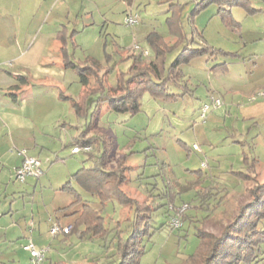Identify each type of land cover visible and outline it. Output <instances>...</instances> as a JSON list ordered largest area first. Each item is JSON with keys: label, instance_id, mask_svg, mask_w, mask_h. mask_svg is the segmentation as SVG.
Returning <instances> with one entry per match:
<instances>
[{"label": "rangeland", "instance_id": "374dc122", "mask_svg": "<svg viewBox=\"0 0 264 264\" xmlns=\"http://www.w3.org/2000/svg\"><path fill=\"white\" fill-rule=\"evenodd\" d=\"M144 1L136 0L137 6L140 7L142 21L137 25L127 26L126 12L122 11L124 7L120 0H84L82 14L85 21L91 19L93 23L83 33L77 35V42L80 45H74L72 42L67 45L69 56L80 60L90 54L103 65H111L112 69L108 73L107 81L111 87H115L121 72L128 70L131 63L130 58L121 53L120 46L128 48L139 43L141 48L136 49L138 53L144 48H151L144 37L153 29L166 35L169 41L172 39L168 31L167 14L163 12L169 3L158 0L145 1L146 3ZM180 1L184 3L183 24L188 29V35H191L192 25L189 14L194 9L195 2L194 0ZM250 5L258 8V11L247 13L243 6L232 4L230 9L234 22L229 23L220 13L216 14L219 5L211 3L198 15L197 26L199 29H205L206 38L216 47L237 49L242 56L247 54L249 57V53L260 45L258 40L249 42L246 40L256 38L261 26L264 28V0H250ZM105 12L108 17L113 16V20H106ZM236 21L241 23L240 28ZM31 35V39L35 38L34 33ZM39 41L42 39L38 37L35 43L33 41L27 45L23 44L18 50L19 53L24 57L49 56V48L38 47L39 44L36 46ZM178 47L170 46L167 62L175 57ZM51 49H56V46ZM2 57L4 55L0 51V63L5 61ZM228 57H234V54L230 53ZM205 60L206 57H202L194 61L203 69L202 83L195 84L194 77L191 78L188 75V67L185 66L188 86L172 87L173 92L183 94L171 99H162L146 91L141 99L142 109L135 115L129 112L113 111L107 102L96 101L90 105L87 116L80 117L72 102L65 101L68 121L72 118L75 121L77 118L78 120L82 118V131L88 132L89 126L94 125V128L101 129L112 138L111 163L115 164L119 161V155H121L125 156L124 160L128 166L127 180L122 184L123 189L139 202H146L152 207L146 210L150 215L148 220L151 224V235L144 237L143 244L146 245L147 251L142 256L140 264H186L185 258L195 251L199 243L195 227V224H199L198 222L187 219L181 228L165 225L163 229L153 232L155 227L162 223L168 224L170 220L168 209L171 202L176 205L186 202L189 206L185 212L188 211L191 214L195 212L191 206L194 200L187 199V194H182L180 198V185L195 184L201 172L202 179L198 184L214 186L215 190L211 189L213 193L209 208L202 210V215L205 216L203 223L207 228L220 233L223 224L229 222L240 205L249 199L248 188L257 180L264 181V89H258L254 87L255 85L244 86L248 79L258 78L261 73L264 74V67L261 66L263 61L261 65L255 67L253 73L250 70L253 62L248 58L246 63L243 61H240L243 63H230L229 70L217 69L213 72L210 65L216 60L210 59L208 64ZM53 65V62L40 64L35 61L31 63V71L35 76L40 77L44 75L46 68L55 67ZM56 71L58 72V69L54 71V78L61 79V74L55 73ZM197 71L201 73L199 68ZM67 72L65 79L69 82L65 84V93L79 99L80 74L71 68ZM209 72H211L210 75ZM254 84H256L255 80ZM227 88L229 90H225ZM213 96H220L223 102L217 108L208 111L207 116L203 118L202 106L205 102H210ZM258 101H260L259 105L254 106ZM37 106L40 109L42 103ZM44 109L38 114L40 122L43 121ZM20 122L25 127L23 131L32 124L30 118L21 117ZM73 131L74 128H70L69 132ZM71 140L69 136L67 142ZM194 143L200 145V151L193 149ZM68 144L65 149H60L64 159L56 161L52 167L44 162L46 172L41 176V180L47 175L51 179L45 184L41 181H38L35 186L32 184L29 191L21 192L19 197L13 200L15 219L26 215L28 218L34 216L35 222L42 224L50 221L51 218L54 222L59 219L67 221L72 215L66 213L77 210L81 206V202L74 201L73 191L60 188L63 177L70 171L71 173L76 171L87 159V154L83 152L72 154V143ZM27 146L32 153L33 145L20 144L17 147L12 146V149L18 152V149L27 148ZM93 163L92 160L85 161L87 167ZM237 171L250 172L252 177L243 179L237 175ZM253 175L256 176L255 179ZM10 177L12 183L19 184L13 174ZM188 187L190 188L189 185ZM183 189L184 187L181 192H184ZM201 190L203 192L205 189L202 187L199 191ZM83 195L91 199L96 206H101L97 198L85 192ZM135 207L126 205L122 208V205L114 200L105 205L102 213L106 223L116 224V226L120 223V229H125L130 223L126 216L128 214L133 216ZM172 212L170 209V213ZM202 215L201 210H198L195 217L201 219ZM110 238L112 235L107 236L106 239L97 238L90 244L92 246L98 243L103 248V253H109L113 250V246L116 247L115 241H108ZM23 240L20 238L17 241L22 243ZM78 242L76 237L71 238L70 245L73 249L77 248ZM37 243L40 244L39 241ZM46 254H50L48 250ZM20 257L22 262L29 261V255L25 251L21 250ZM54 257L53 254L52 258ZM115 258L116 252L102 258L101 262L105 264ZM260 258L262 259L260 264H264V244L261 247ZM45 264H49V258L46 259Z\"/></svg>", "mask_w": 264, "mask_h": 264}, {"label": "crops", "instance_id": "0c3cea01", "mask_svg": "<svg viewBox=\"0 0 264 264\" xmlns=\"http://www.w3.org/2000/svg\"><path fill=\"white\" fill-rule=\"evenodd\" d=\"M120 1L124 7V9H122L123 12H126L127 14L129 11H131L139 14V21L137 23L129 25L125 22V24L127 26H134L139 24L142 21V16L141 12H139L140 7L137 6L136 0ZM145 1L149 2L150 0ZM158 1L166 2L167 4L169 3L167 9L163 10L164 14H167V19L172 14V3L178 2L183 4L184 9V3H182L180 0ZM190 1L192 2V0ZM196 1L197 0H194L195 5L193 8H195L196 6ZM83 2L84 0H0V51L3 53L4 57L2 58L5 60L4 63H0V264H30L31 254L27 249L23 247V244H25L28 239H32L36 245H45L46 247H48L49 253L52 254V256L54 254V259L50 254H46V257L43 263L41 264H45L47 258H49V264H92L94 258H98L101 262L102 258H106L117 251L116 247L113 246L114 248L111 252L103 253V248H101L100 244L95 243L92 246L90 244L92 241L101 237H92L89 235L82 237L81 230L72 231V225L80 214L81 208L85 201H88L95 208L101 207L96 206V204L93 203L91 199L86 198L85 195H83L84 192L87 194L89 193L84 191L72 176L80 168L86 166V160H91L88 158L89 153L86 150L73 152L72 147L74 146V144H76L75 141L79 138L80 135L85 134L86 137H89L91 135H94L96 130H102L94 128V125H91L87 129L88 132L82 131V118L80 120H78L77 118V121L73 120L74 118H72L68 121V118L66 117L68 116V113H65V101L72 102V99H76V97H74L72 94L65 93V84L69 82L65 79L68 73L67 71L70 68L76 70L77 72L78 70L73 67H66L63 64V55L61 52V47L64 44L67 48L69 55V49L67 45H69L71 42L74 45H80V43L77 42V35L83 33L89 27V25L93 23L91 19L89 21H85L84 19V15L82 14ZM207 7L208 6H206L205 8ZM253 8H255L254 12L258 11V8H256L255 6ZM183 9L180 12V23L175 24L174 26H170V23L167 24L168 31L170 32L169 34L172 38L170 41L166 38V35H163L158 30L153 29L149 31L147 35H145L144 38L146 42L148 43L147 36L151 32L155 31L159 33L164 38V41H166L167 43H175L178 40V35L171 30H178L180 29L181 25L183 26V29L185 31L188 30L183 24ZM204 9H202L196 15L193 21L190 18L192 10L190 11L189 21L192 25L191 30L201 31L206 42L210 46H212L215 51H211L204 55L196 56L192 58L188 63H185L182 66V77L177 82H172L170 84L171 91L173 86H176L178 88L188 86L186 83L187 77L185 75L184 70L185 66L188 67V75L191 78L194 77V80L196 81L195 84L199 85L200 83H202L203 79L201 78L203 76V69L201 66H198L196 62H194L196 59H200L202 57H206L205 63L207 64L210 59H214V61L216 60L212 65H210L211 72L216 71L217 69L229 70L230 63H243L246 61V58L253 62V65L250 68L253 73L255 72V67L261 65L260 63H262V61L263 65L261 66L264 67L263 26H261L258 36L256 35V38L253 37L252 39L246 40V42L258 40L260 41V45L258 47H255L249 53V57H247V54L242 56L239 50L237 49L233 50L226 49L223 47H216L215 45L209 42V40L204 34L205 29H199L196 23L198 15L204 12ZM218 11L219 8L216 14L219 13ZM114 14L115 13L113 12V15ZM104 16V18L108 21L113 20V16L112 18L108 17L106 12ZM236 22V24L239 25L240 28L241 23L239 21ZM32 33H34L35 35V38L33 39H31ZM61 36H64V38L66 39L65 42L62 41ZM38 37L41 38L42 41L37 42L36 46H38L37 44H39L38 47L45 46L44 48H49V56H22L18 51L20 47L23 44L27 45L33 41V43H35V40ZM190 43L193 46L197 45L196 41ZM136 45L140 47L139 43L128 48H122L123 46H120L122 49L121 53L124 56L126 54L125 57H128L133 51L137 52ZM54 46H56V49H51V47L54 48ZM181 46L182 45L178 47L179 49L176 55L179 53ZM150 49L151 48H144L141 50V52L143 51L144 53V50H147V53H144V55L146 57H151L153 51ZM52 52L54 53L51 54ZM230 53L234 54V57H228V54ZM220 55H222L223 57ZM219 56L220 58H218ZM88 57L92 56L89 54L86 56V58L84 57L80 60H75L72 57H70V59L74 60L75 62H83ZM130 60L132 61L131 58ZM35 61L40 64H48L53 62V66L55 67H51L50 69L46 68L44 75L37 77L31 71V63H34ZM197 67L200 69L201 73H198ZM56 69H58V72L56 71L55 73L61 74V79L58 77L59 75H57L58 78H54L53 74ZM211 72H209V75L211 74ZM254 80L256 81V84H254ZM246 82L244 86L255 85L254 87H257L258 89H264V74L261 73L258 78H250ZM80 83L81 86L78 89L79 91L82 90V88L84 87L83 82L81 81V76ZM232 85L234 86V84ZM225 90L229 89L227 88ZM173 93L178 95L183 94L177 92ZM64 95L69 96V98L65 97ZM259 102L260 101L254 104V106H258ZM41 103L42 106L40 109H38L37 105H40ZM217 107L218 106L212 107L210 110L215 109ZM43 108H45L43 110L42 115L43 121L40 122L38 114L40 113L39 111ZM21 117H24V119L30 118V120L32 121V124L28 128L26 127L25 131H23L25 127L20 122ZM70 128H74V131L72 133L69 132ZM69 136H71L72 139L71 141H69L70 143H72V154L83 152L87 154V159L83 161L82 166L79 167L76 171H74L73 173H71L72 171H70L65 175V177H63L64 179L60 181V188L62 189V186L67 181L71 180V184L81 193L82 200H76L75 196L74 201L81 202V206L77 210H72L66 213L72 215L69 216L68 219L66 217L67 221H63L61 219L57 221L63 226L71 225L70 232H59L58 234L54 235L50 231V227L54 222L53 218H51L50 221H46L44 224L40 222L36 223L34 216L28 218L25 215L24 217H18L17 219H15L13 200L19 197L21 192L29 191L32 184H34L35 186L38 181H41L42 183L44 182L45 184V182H47L51 178L49 177V175H47L46 178H42L41 180V176L39 178L29 176L26 178L25 181H20L15 177L16 181L19 182V184L16 185L15 182L12 183L13 181L10 176L11 174L15 176V168L21 162L20 154L18 152H15L14 149H12V146L17 147L20 144H28L29 146L33 145L34 149H32V153L28 146L27 150L28 152L30 151V154L38 157L41 160V166L43 168V172L45 173L46 164L44 162H47L48 166L52 167V165H54L53 163L65 158L61 156L62 153H60V149H65L66 147H68L69 142L67 141L69 139ZM193 149L195 148L193 147ZM11 156L12 158H10ZM41 158H43V160ZM200 173L199 176L196 178L197 182L195 184L186 183L179 186L180 198L182 194H187V199L194 200L191 206H193L195 212L191 214L187 211V214L191 216V221L199 223L195 224V227L199 226L200 224L205 225V223H203L205 216L202 215V210H204V208L198 206V199L195 200V198H197L196 195H198V192L202 187L215 190L214 186L211 184H198L202 179V174ZM50 176L52 175L50 174ZM11 183L13 184L12 186ZM188 185L190 186V188L188 187ZM183 187L184 192H181V189ZM174 193L176 192L174 191ZM173 197L175 198V194ZM173 197L171 198L172 200L174 199ZM97 200L100 203L98 198ZM123 207L124 206L122 205V208ZM198 210H201V215L203 216V218L201 219L195 217L196 211ZM201 221L203 224L200 223ZM128 231L129 228L125 227L123 235L125 236ZM110 235H112V238L108 239V241L113 242V233H111ZM72 237H76L79 241L77 248L75 249H73V247L70 245ZM20 238L24 239L22 243H20V241H17ZM38 241L40 242V244L37 243ZM88 243L90 245H87ZM67 248H69L70 250H68ZM21 250L28 253L29 261H21Z\"/></svg>", "mask_w": 264, "mask_h": 264}, {"label": "trees", "instance_id": "16d2710c", "mask_svg": "<svg viewBox=\"0 0 264 264\" xmlns=\"http://www.w3.org/2000/svg\"><path fill=\"white\" fill-rule=\"evenodd\" d=\"M211 3L219 5L218 12L229 23L234 22L230 9L232 4L243 6L248 13L255 11V8L250 5V0H197L190 14L191 20L193 21L196 15ZM182 9L181 3L171 4L172 14L167 19L170 26L180 23ZM171 31L178 35L174 46L164 41L159 33L151 32L147 36L153 51L151 57H146L143 51L139 53L133 51L127 57L132 59L131 64L128 70L121 72L115 87H111L107 81L108 73L112 69L111 65H103L101 61L93 57H88L83 62H75L70 59L67 48L63 44L61 47L63 64L77 69L84 85L79 99H72L76 113L79 116H86L93 102L105 101L113 111L129 112L135 115L142 109L141 99L146 91L156 98H175L178 94L170 90V84L182 77V66L196 56L215 50L206 42L201 31L195 30L188 35L182 25L180 29ZM61 38L63 42L66 41L64 36ZM194 41L197 43L196 46L190 43ZM180 45L182 46L176 57L167 62L170 46L177 48ZM65 97L69 98V96ZM75 143L91 145L92 148L87 152L88 158L94 163L89 167L83 166L72 176L84 191L99 199L101 207L95 208L85 201L72 225V231L81 230L82 237L89 235L101 238H107L113 233L117 250L116 258L105 264H140L142 256L147 251L146 245L143 244L144 237L151 235V224L148 220L150 215L146 210L152 207L146 202H139L122 188L123 182L127 180L128 166L124 160L125 156H120L115 164L111 163L113 140L100 130H96L95 134L89 137L85 134L80 135ZM236 173L243 179L252 177L250 172ZM253 177L256 178L255 175ZM62 189L73 191L76 200H82L81 193L71 184V180L67 181ZM204 189L203 192L202 190L198 192L195 200H199V207L208 209L213 192L210 188ZM248 193L249 199L240 205L229 222L223 224L220 233L212 231L205 225L196 226L199 243L195 251L185 258L186 264H260L261 247L264 244V181L257 180L248 188ZM114 200L123 206H136L133 216L127 215L130 223L126 225L129 231L125 236L124 229L119 227L120 223L117 226L106 223L102 213L105 205ZM177 206L179 205L171 202L168 209L170 218ZM182 217L185 221L191 216L184 212ZM165 225L173 228L169 220L168 224L162 223L155 227L153 232L163 229ZM92 264H102V262L94 258Z\"/></svg>", "mask_w": 264, "mask_h": 264}, {"label": "built area", "instance_id": "2783aa9c", "mask_svg": "<svg viewBox=\"0 0 264 264\" xmlns=\"http://www.w3.org/2000/svg\"><path fill=\"white\" fill-rule=\"evenodd\" d=\"M139 21V14L136 12L129 11L126 14L125 22L129 25L135 24ZM138 48L139 46L136 45ZM144 53H147V50H144ZM264 93V92H263ZM223 100L220 96H213L212 100L210 102H205L201 109V116L205 117L208 110H210L212 107L219 106L222 104ZM193 147L196 150H201V147L199 144L194 143ZM91 145H82L79 143L74 144L72 147L73 152H78L80 150H86L89 151L91 149ZM18 153L21 156V162L18 166L15 168V177L16 179L20 181H25L27 177L32 176L35 178H39L43 175V168L41 166V160L30 154L27 150V148H21L18 149ZM188 203H183L176 207V211L170 218V223L175 228H181L184 224L183 221V213L188 209ZM71 225L63 226L62 224L58 222H53L50 231L52 234L56 235L59 232H70ZM23 247L27 249L31 254V263L30 264H41L45 257L46 252L48 250V247H39L34 243L32 239L27 241L25 244H23Z\"/></svg>", "mask_w": 264, "mask_h": 264}]
</instances>
